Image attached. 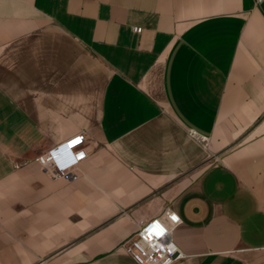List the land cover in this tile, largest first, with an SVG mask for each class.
Here are the masks:
<instances>
[{
  "label": "crops",
  "instance_id": "0c3cea01",
  "mask_svg": "<svg viewBox=\"0 0 264 264\" xmlns=\"http://www.w3.org/2000/svg\"><path fill=\"white\" fill-rule=\"evenodd\" d=\"M168 209L173 264H264V0H0V264H136Z\"/></svg>",
  "mask_w": 264,
  "mask_h": 264
},
{
  "label": "built area",
  "instance_id": "2783aa9c",
  "mask_svg": "<svg viewBox=\"0 0 264 264\" xmlns=\"http://www.w3.org/2000/svg\"><path fill=\"white\" fill-rule=\"evenodd\" d=\"M133 30L140 32L141 28L133 27ZM200 141L206 144L204 137H200ZM84 143V134H77L38 154L35 160L40 169L52 178L75 179L78 163L87 154ZM18 166L14 163V167ZM180 222V217L172 209L165 211L161 217L142 221L135 235L124 242L123 249L136 264H173L185 256L172 239V232Z\"/></svg>",
  "mask_w": 264,
  "mask_h": 264
},
{
  "label": "snow or ice",
  "instance_id": "6c2138e0",
  "mask_svg": "<svg viewBox=\"0 0 264 264\" xmlns=\"http://www.w3.org/2000/svg\"><path fill=\"white\" fill-rule=\"evenodd\" d=\"M53 155H55V152L53 153ZM81 155H83V154H81ZM173 219H175V217H173Z\"/></svg>",
  "mask_w": 264,
  "mask_h": 264
}]
</instances>
